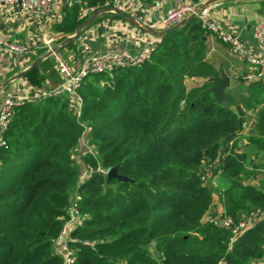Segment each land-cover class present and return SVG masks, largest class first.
I'll list each match as a JSON object with an SVG mask.
<instances>
[{
	"label": "trees",
	"instance_id": "trees-1",
	"mask_svg": "<svg viewBox=\"0 0 264 264\" xmlns=\"http://www.w3.org/2000/svg\"><path fill=\"white\" fill-rule=\"evenodd\" d=\"M86 1L100 10L109 0ZM80 10L73 1L54 32L74 34ZM206 35L194 17L162 36L149 60L90 74L79 118L56 95L15 107L0 149V264H64L54 244L71 206L81 219L69 241L74 264L264 259V217L233 242L228 228L205 220L215 191L235 222L264 210V178L248 181L264 170V82L228 88L221 104L209 87L223 68L208 59ZM42 64L55 71L52 56ZM113 166L131 181L97 171ZM207 175L225 184L209 189Z\"/></svg>",
	"mask_w": 264,
	"mask_h": 264
},
{
	"label": "crops",
	"instance_id": "crops-1",
	"mask_svg": "<svg viewBox=\"0 0 264 264\" xmlns=\"http://www.w3.org/2000/svg\"><path fill=\"white\" fill-rule=\"evenodd\" d=\"M261 1L263 0H214L206 6L209 7V15L213 20L222 23L245 41L255 53H260L261 50L253 39V30L256 22L264 19ZM133 2L134 10L142 14L148 25L141 24L134 18V22L127 21L109 10L99 14L71 44H69L71 41L67 42V38L71 35L63 39V36L56 34L53 30V25L62 20L71 3L55 2L49 11L40 15L29 13L19 3L1 4L0 34L7 39L26 44L29 49L24 54L3 53L0 55V105L8 96H16L22 104L52 95L51 93L62 83V75L56 60L54 72L50 68L42 67V63L49 56L55 59L51 53L52 49L61 54L70 66L80 64L82 43L90 44L97 53L139 54L144 49H153L160 42V32L166 29L161 22L167 10L193 0H134ZM92 13L94 12H87L86 18ZM203 39L208 40V59L214 61L217 67H222V73L228 72L225 74L231 79L229 89L239 88V83L244 85L252 83L244 78L252 70L246 62L234 56L227 45L218 41L210 33ZM49 53L51 54L48 55ZM36 67H38L37 71L33 70ZM241 93L248 94L245 89H242ZM244 142V140L241 141L242 144ZM251 160L250 167H256L258 158L251 157ZM218 178V184L224 185V179L220 176ZM263 178L264 170L259 172L253 180L248 181L258 185ZM218 184L214 180L213 185L216 187ZM215 193L218 192L213 193L212 205H215L217 213L214 217H223L224 209L219 202V193ZM212 217L210 216L207 221Z\"/></svg>",
	"mask_w": 264,
	"mask_h": 264
},
{
	"label": "built area",
	"instance_id": "built-area-1",
	"mask_svg": "<svg viewBox=\"0 0 264 264\" xmlns=\"http://www.w3.org/2000/svg\"><path fill=\"white\" fill-rule=\"evenodd\" d=\"M73 1L81 3L79 19H85L87 12H96L100 8L98 7L99 5L90 6L86 0H0V5L19 3L21 7L29 13L40 15L49 11L55 2L66 4L72 3ZM133 1L134 0H109L105 3V7H109L111 11L115 13L121 12L127 14L141 24L148 25L142 14L134 10ZM206 1L207 0H198L196 2L193 1L172 7L167 10L161 23L168 28L179 23L188 16L195 14L201 27L206 32L227 44L234 56L246 62L251 67L252 70L244 77L247 82H264V19L257 21L254 26L253 39L261 50L260 53H255L245 41L227 29L222 23L213 20L209 15V7L205 6L201 8V5L206 3ZM47 42L49 43L50 41ZM28 49L26 44L7 39L0 34V55L3 53L24 54ZM152 50L151 48H147L135 55L129 52L97 53L90 44L82 43L80 45V64L78 66H70L61 54L55 49H52V54L55 57L58 70L62 75V83L51 94L65 97L69 108L79 118L82 113L83 102L78 91L81 83L87 76L111 71L118 67H129L141 64L151 58ZM19 104V99H17L16 96H8L4 98L0 105V149L7 145L5 134L14 115V109ZM83 126L84 133L80 138V143L82 147H87L86 132L88 131V127L85 124H83ZM109 170L110 168L97 169V171L105 175L108 174ZM93 172L94 168L85 167L84 178H90ZM67 213L69 217L65 219V223L54 245L63 256L64 264H74L75 250L70 247L69 241L71 239L73 225L81 219H79L80 215L73 206L68 208ZM263 217L264 210L256 209L237 222L226 216L213 217L209 219V222L215 226L228 228L232 233L230 241L233 242ZM86 244L93 246L94 242H86ZM218 264L227 263L225 260H222ZM251 264H264V259L255 258L252 260Z\"/></svg>",
	"mask_w": 264,
	"mask_h": 264
},
{
	"label": "water",
	"instance_id": "water-1",
	"mask_svg": "<svg viewBox=\"0 0 264 264\" xmlns=\"http://www.w3.org/2000/svg\"><path fill=\"white\" fill-rule=\"evenodd\" d=\"M214 2V0H208L206 1V3H204L203 5H201L202 7H205L206 5H209L210 3ZM111 10L109 7H105L102 8L94 13H92L91 15H89L77 28L76 31L73 35H71L69 38H67V42H70L76 38H78L81 34L82 31L85 27H88L97 17L99 14L109 11ZM117 14L122 17L123 19L130 21V22H134V19L124 13L121 12H117ZM196 15L192 14L190 16H188L187 18L183 19L182 21H180L179 23L172 25L164 30H162L160 32V36H164L166 33L171 32L173 30L179 29L181 26L188 24ZM52 53V52H51ZM51 53H49L48 55H50ZM47 56V55H46ZM216 83L213 84L212 86L209 87V90L214 94L215 98L223 105L227 104V99H226V90L230 87L231 84V79L229 76H227L225 73H221V75H217L214 76ZM235 133L232 132L230 133L228 136H232ZM202 171H205L204 166L201 167ZM107 179L108 181L112 180V179H118L119 181H131L130 178H128L125 175H122L118 172V166H113L110 168L108 174H107ZM206 186L211 189L212 185L210 183H206ZM152 244H155V242L153 241Z\"/></svg>",
	"mask_w": 264,
	"mask_h": 264
},
{
	"label": "rangeland",
	"instance_id": "rangeland-1",
	"mask_svg": "<svg viewBox=\"0 0 264 264\" xmlns=\"http://www.w3.org/2000/svg\"><path fill=\"white\" fill-rule=\"evenodd\" d=\"M261 3H262V10H263V12H264V0L263 1H261ZM240 98H241V96L240 95H237V97H236V99L237 100H240ZM75 154V156L77 157V159H78V161H80V154H81V152H75L74 153ZM219 177V176H218ZM212 178V179H210V177H209V175H207L206 177H205V181L207 182V183H211L212 185H213V183H214V180H215V183L216 184H218V179L219 178ZM218 186H219V189L221 188V186L218 184V185H216V189L217 190H219L218 189ZM216 192V191H215ZM215 194H218V193H215ZM213 203H214V201H213ZM213 208V209H212ZM216 208H215V205L213 204V205H211V211H209V213H208V215L206 216V220L210 217V216H217V213H216V210H215ZM212 210H215V211H212ZM212 217V218H213Z\"/></svg>",
	"mask_w": 264,
	"mask_h": 264
}]
</instances>
